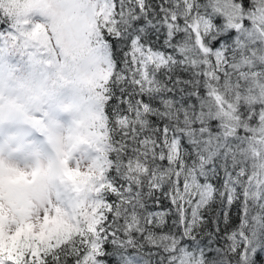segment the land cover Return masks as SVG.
Returning a JSON list of instances; mask_svg holds the SVG:
<instances>
[{
	"label": "snow or ice",
	"instance_id": "6c2138e0",
	"mask_svg": "<svg viewBox=\"0 0 264 264\" xmlns=\"http://www.w3.org/2000/svg\"><path fill=\"white\" fill-rule=\"evenodd\" d=\"M0 264H264V0H0Z\"/></svg>",
	"mask_w": 264,
	"mask_h": 264
}]
</instances>
